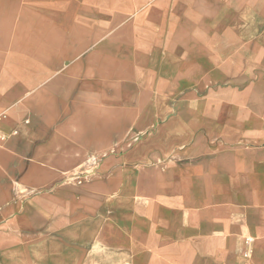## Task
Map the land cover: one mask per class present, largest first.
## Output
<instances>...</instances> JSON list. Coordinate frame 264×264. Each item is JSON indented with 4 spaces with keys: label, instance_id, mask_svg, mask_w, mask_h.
Returning <instances> with one entry per match:
<instances>
[{
    "label": "crops",
    "instance_id": "crops-1",
    "mask_svg": "<svg viewBox=\"0 0 264 264\" xmlns=\"http://www.w3.org/2000/svg\"><path fill=\"white\" fill-rule=\"evenodd\" d=\"M91 2L0 0V264H264V27L140 107Z\"/></svg>",
    "mask_w": 264,
    "mask_h": 264
},
{
    "label": "rangeland",
    "instance_id": "rangeland-1",
    "mask_svg": "<svg viewBox=\"0 0 264 264\" xmlns=\"http://www.w3.org/2000/svg\"><path fill=\"white\" fill-rule=\"evenodd\" d=\"M91 8L106 12L107 55L132 64L131 81L119 79L118 86L136 93L140 107L149 101L156 109L176 105L180 75L191 74L195 52L185 43L225 41V35L210 34L213 29L264 27V0H92Z\"/></svg>",
    "mask_w": 264,
    "mask_h": 264
}]
</instances>
